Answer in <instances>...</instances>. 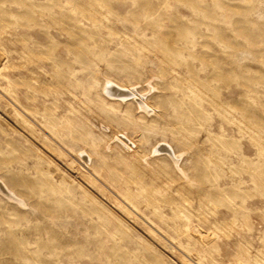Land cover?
I'll use <instances>...</instances> for the list:
<instances>
[{"label": "rangeland", "instance_id": "obj_1", "mask_svg": "<svg viewBox=\"0 0 264 264\" xmlns=\"http://www.w3.org/2000/svg\"><path fill=\"white\" fill-rule=\"evenodd\" d=\"M0 177V264H264V0H0Z\"/></svg>", "mask_w": 264, "mask_h": 264}, {"label": "bare ground", "instance_id": "obj_2", "mask_svg": "<svg viewBox=\"0 0 264 264\" xmlns=\"http://www.w3.org/2000/svg\"><path fill=\"white\" fill-rule=\"evenodd\" d=\"M106 81H109V80L105 79V82ZM112 84L113 83H110V81H109L106 85H104V92H106L108 95H110V97L113 100L126 101V99L129 98V99L133 100L134 102H136L139 105V109H141L142 111L147 112V113H150V112L154 111L153 107L150 105V103L147 100V97H146V95L144 93L140 94L134 88H131V87L128 88V87L123 86V85H121L119 83L116 84L114 82L116 87H114ZM120 88H122V89H120ZM123 136L125 137V138H123V140L120 139L118 136L115 139L124 147V149L130 150L131 149V144H133L134 142L128 136H125V135H123ZM165 150H166V152L168 154L171 155L173 162L175 163V165H177V162L179 161L181 155L178 154L172 147H170V145L167 148H165ZM80 157H81L82 167L87 170L89 168V166H90V159H86L85 157H83L82 154H80ZM177 167H178L179 170H181V168L179 166H177ZM182 172H183V170H182ZM0 181H1L0 182V193L3 194V195H6L9 198H10V196L12 194L14 196L15 192L12 191L10 186L1 177H0ZM193 261L196 263L195 260H193ZM189 263L195 264V263H192L190 261H189Z\"/></svg>", "mask_w": 264, "mask_h": 264}]
</instances>
